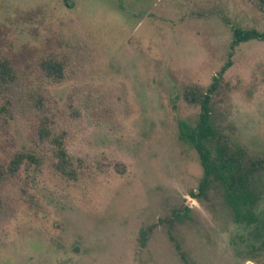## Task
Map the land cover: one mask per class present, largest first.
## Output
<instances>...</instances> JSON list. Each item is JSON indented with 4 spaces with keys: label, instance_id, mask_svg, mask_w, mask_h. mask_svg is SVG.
<instances>
[{
    "label": "rangeland",
    "instance_id": "1",
    "mask_svg": "<svg viewBox=\"0 0 264 264\" xmlns=\"http://www.w3.org/2000/svg\"><path fill=\"white\" fill-rule=\"evenodd\" d=\"M235 28L264 31L255 0H0V166L36 159L0 183V264H264V39L233 44ZM213 77L214 138L260 161L255 225L216 183L198 192L177 137L198 113L184 88Z\"/></svg>",
    "mask_w": 264,
    "mask_h": 264
},
{
    "label": "trees",
    "instance_id": "2",
    "mask_svg": "<svg viewBox=\"0 0 264 264\" xmlns=\"http://www.w3.org/2000/svg\"><path fill=\"white\" fill-rule=\"evenodd\" d=\"M264 16V0H255ZM232 43L236 44L249 39H264V31L258 32L254 29L242 30L235 28L232 31ZM45 76L53 79L61 78V67L57 62L45 60L41 64ZM11 72L8 65L0 62V84L9 83L11 81ZM213 81L204 90L199 87L188 86L182 92L185 102L198 106L197 118L192 126H186L179 123L178 139L191 148L197 154L201 167V177L198 182V192L202 193L205 188L212 182L221 188V195L229 206L232 217L236 223H245L247 225L254 224L259 218L253 216L255 202L259 197L256 190V176L259 175L260 161H248L244 164L242 153L236 149L227 151L226 148L218 142L216 138V129L211 121V95L218 85V78L213 77ZM41 138H45L47 130L41 128L38 131ZM55 151L56 161L53 163L55 169L63 176L73 177L74 172L70 168V163L66 158V154L61 147V142L57 138H52ZM214 150L211 154V150ZM23 157L30 161L36 159L31 154H16L13 160L7 164L6 168L0 166V183L7 175L15 172L17 165ZM194 197L193 192H189ZM183 211L173 210L172 217H179ZM261 229L257 227L260 234H264V224L261 223ZM264 245V236L261 240Z\"/></svg>",
    "mask_w": 264,
    "mask_h": 264
}]
</instances>
